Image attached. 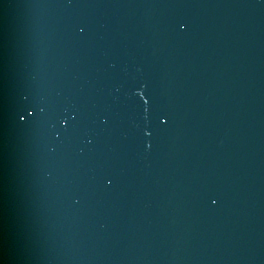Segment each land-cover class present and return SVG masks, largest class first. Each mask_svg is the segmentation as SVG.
Segmentation results:
<instances>
[{
    "label": "water",
    "instance_id": "95a60500",
    "mask_svg": "<svg viewBox=\"0 0 264 264\" xmlns=\"http://www.w3.org/2000/svg\"><path fill=\"white\" fill-rule=\"evenodd\" d=\"M0 264H264V0H0Z\"/></svg>",
    "mask_w": 264,
    "mask_h": 264
}]
</instances>
